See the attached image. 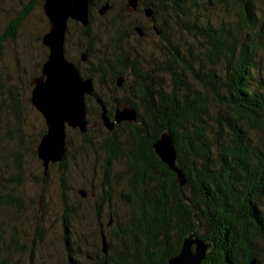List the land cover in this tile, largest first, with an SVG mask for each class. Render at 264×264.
<instances>
[{"label":"trees","instance_id":"trees-1","mask_svg":"<svg viewBox=\"0 0 264 264\" xmlns=\"http://www.w3.org/2000/svg\"><path fill=\"white\" fill-rule=\"evenodd\" d=\"M35 1L30 0L0 37V54L2 41L13 36ZM140 1L152 9L151 20L159 30L153 50L121 46L120 29L113 32L111 52L93 48L89 40L93 7L108 3L110 10L109 0H92L87 27L69 21L77 27L79 54L86 53L88 66L81 70L76 64L84 76L109 88L116 86L119 75L132 77L123 82V96L113 93L110 101L95 89L109 116L120 102L136 108L137 120L116 124L109 131L102 125L100 105L92 100L87 110L96 119L88 116V130L67 131L66 157L57 164L60 168L67 169L68 157L75 162L93 153L102 159V180L92 209L109 248L103 254L100 247L94 252L80 249L83 236L73 228L77 209L65 205L62 196L66 264H82V253L85 264H168L191 232L211 244L201 264H250L252 260L264 264V0ZM70 24L65 41L72 34ZM138 24L130 26L131 34ZM65 54L69 58L66 48ZM41 65L42 61L37 74ZM32 78L22 83L23 93L27 89L30 94ZM3 88L10 102L0 106L6 105L7 115L14 119L12 124L5 122L3 130L19 148L28 145L25 150L36 155L45 129L27 142L22 129L25 112L20 107L23 94L16 82H6ZM25 99L29 101V95ZM71 132L82 139L74 151ZM91 132L98 139L92 141ZM163 132L173 137L183 185L152 147ZM11 156L14 172L6 178L0 170V206L9 204L18 212L21 197L11 189L16 185L8 192L7 183H21L23 158L20 150ZM117 163L121 169H116ZM15 237L12 234L8 242L0 237V264H10L12 250L21 248Z\"/></svg>","mask_w":264,"mask_h":264},{"label":"rangeland","instance_id":"rangeland-1","mask_svg":"<svg viewBox=\"0 0 264 264\" xmlns=\"http://www.w3.org/2000/svg\"><path fill=\"white\" fill-rule=\"evenodd\" d=\"M95 1L100 3L103 0ZM29 2L30 0H0V37L4 35L8 25L23 12ZM109 2L112 8L106 10L104 14L99 13L98 10L101 6L98 7V4L93 7L94 19L91 26V39L89 38L92 41L93 48L103 50L105 53L111 52L114 48L113 32L116 29L123 32L121 46L128 47V50L139 48V50L148 51L156 48L155 44L159 42V38L151 28H147L149 23L144 13L138 12L137 9L131 10L127 4L128 0H109ZM262 8L264 11V3ZM137 21L147 28L146 35H143V37L139 36L137 32L135 34L130 32V26L137 24ZM47 25L48 22L44 16L41 1L36 0L32 3L29 13L16 26L13 36L2 41L0 103L3 101L10 102L6 98L5 91H3L5 90L3 88L5 83L16 82L19 92L24 95H20V107L25 112L23 118L26 119V123L22 129L26 134L25 140L27 142L36 138L41 129H46L44 119L40 113L31 105L30 101L25 99L30 94L27 89L23 93L22 87L25 86L22 83L28 82V79L32 76L39 75L36 71L38 63L43 62L45 59L46 47L41 40L45 30L48 29ZM70 30L72 34L69 40L65 41L64 46L69 59L82 70V67H87L88 64L86 60L81 61L79 59L80 54L77 48L80 43L77 40L78 34L75 35L77 27L70 24ZM83 40L84 43L87 42L85 38ZM97 53L98 56H102V51ZM131 78V75L127 73L124 76V81L126 79V82L129 83ZM94 88L96 91L101 92L107 100H110V96H113V93L110 94L95 82ZM116 94L123 96L122 92ZM87 105L92 108L93 103L87 102ZM6 110V105L0 106V170L6 178L15 170L12 166L11 152L20 150L23 158L21 183H7L8 192H10V187L16 185L11 189L15 190L16 195L21 197L22 208L16 212V209L10 207L9 204L0 206V237H5V241L8 242L11 235L15 233V238L21 246L20 249L12 250L10 264H66L67 256L61 237L63 235L64 201L65 205L73 204L77 209L73 228L75 233L78 232L83 236L82 241H80V249L82 251H88L89 249L94 252L98 247L101 248L100 232L96 227V217L92 205L100 190L102 159L93 153L84 155L81 159L77 157L75 162L68 157L66 170L60 168L57 162L53 166L50 165L47 178L43 179L45 175L43 174L41 162L36 155H33L29 150H25L28 145L19 148L17 142L5 134L3 130L5 122L10 121L12 124L14 120L12 116L7 115ZM88 116L91 121L96 119L93 111H90ZM94 125L96 126V124ZM27 134L30 137H27ZM89 137L92 141L98 139L96 132H91ZM70 138L73 151L77 150L82 142L81 137L71 132ZM95 167L96 171L93 172ZM120 167L121 165L117 163L116 169H121ZM79 189L86 190L83 197L78 193ZM2 192L7 193V190ZM62 196H64V201ZM107 206L106 203L104 212L108 211ZM115 208L118 211L121 210L118 205H115ZM108 220L109 217L106 216L105 221ZM69 231L71 239H74L72 228H69ZM1 242L0 247L2 246ZM101 253L103 254L102 250ZM88 256L86 255L87 258H89ZM80 261L85 264L83 253L80 254Z\"/></svg>","mask_w":264,"mask_h":264},{"label":"water","instance_id":"water-1","mask_svg":"<svg viewBox=\"0 0 264 264\" xmlns=\"http://www.w3.org/2000/svg\"><path fill=\"white\" fill-rule=\"evenodd\" d=\"M139 0H128L131 10H136ZM92 0H43L42 10L48 22V29L42 35V44L47 48V55L42 62L40 74L31 80L29 101L40 113L45 123V132L41 135L35 152L46 176L50 165L59 163L66 157L67 131L78 130L85 133L88 130L87 96L95 98L101 108L102 125L109 131L116 124L137 120V110L131 105H117L112 118L106 110L101 97H98L92 77L84 76L76 64L65 54V37L69 21H75L83 27L89 25ZM109 5L99 8L104 14ZM143 13L152 16V9L145 7ZM139 36L144 35L141 25L134 27ZM81 61H85L86 53L80 54ZM123 75L117 76L116 86L122 87ZM152 147L159 157L173 172L176 173L180 184L185 183V177L176 165L177 150L172 135L163 132L152 142ZM78 193L83 197V189ZM110 221L108 222V225ZM101 250L103 253L109 248L104 233L99 230ZM211 244L191 232L182 242L178 253L168 258V264H201L205 259ZM250 264H255L254 260Z\"/></svg>","mask_w":264,"mask_h":264},{"label":"flooded vegetation","instance_id":"flooded-vegetation-1","mask_svg":"<svg viewBox=\"0 0 264 264\" xmlns=\"http://www.w3.org/2000/svg\"><path fill=\"white\" fill-rule=\"evenodd\" d=\"M143 1H140L139 0V3H138V7H137V11L138 12H141V13H143V10H144V6H145V4L144 3H142ZM152 17V16H151ZM151 17H147L146 16V18H147V22L149 23V25H147V28H152L151 30L156 34V35H158L159 36V30L157 29V27H156V25L153 23V21L151 20ZM138 23H139V25H141L142 26V28L143 29H147L141 22H139V21H137ZM123 82H124V80H123ZM122 85H123V83H122ZM103 89H106L108 92H110V94H112V93H119V92H122L123 94H124V92H123V89L121 88V87H117V86H115V87H102ZM96 94H97V92H96ZM98 96V95H97ZM114 96V95H113ZM90 99V101L89 102H91L92 100H95V98L94 97H92V96H87V101ZM110 100H111V98H110ZM109 100V101H110ZM96 101V100H95ZM97 103V102H96ZM117 105H126V104H124V103H120V102H117L116 103V106ZM106 106V105H105ZM116 108V107H115ZM106 109H107V107H106Z\"/></svg>","mask_w":264,"mask_h":264},{"label":"bare ground","instance_id":"bare-ground-1","mask_svg":"<svg viewBox=\"0 0 264 264\" xmlns=\"http://www.w3.org/2000/svg\"><path fill=\"white\" fill-rule=\"evenodd\" d=\"M74 240V239H73Z\"/></svg>","mask_w":264,"mask_h":264}]
</instances>
